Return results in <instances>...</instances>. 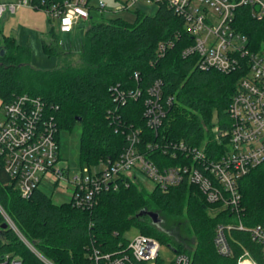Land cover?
<instances>
[{
  "label": "trees",
  "instance_id": "obj_1",
  "mask_svg": "<svg viewBox=\"0 0 264 264\" xmlns=\"http://www.w3.org/2000/svg\"><path fill=\"white\" fill-rule=\"evenodd\" d=\"M249 11L248 7L238 9L237 25L252 38L257 28L264 31V21L253 19ZM85 27L82 47L64 52L59 50V34L52 25L51 41L43 39L42 46L60 58L54 69L32 66V51L27 45L0 44L1 50L5 49L3 55L0 52L2 101L21 93L39 95L54 105L60 129L81 121V160L89 166L119 157L128 144L127 134L138 127L142 129L140 150L161 168L186 161L180 155L165 153L159 146L166 142L184 140L197 147L206 144L212 155H218L220 144L227 143L229 134L217 139L211 129H230L228 107L244 70H201L194 56L183 57L182 50L193 43V37L183 18L165 3L158 4L154 14L137 10L133 22L117 16L87 22ZM4 37L7 42L11 40ZM167 40L173 45L161 54L159 45ZM74 54L79 65L69 60ZM156 79L162 80L163 96L173 99L166 106L162 124L151 128L143 114V98L116 102L115 87L126 92L138 88L145 94ZM148 144L160 145L148 148ZM123 178L117 189L101 191L97 204L86 210L71 201L56 203L41 188L23 197L16 180L5 171L0 155V206L32 245L55 264H90L94 247L102 253L126 249L130 239L125 234L133 226L161 243L169 242L177 251L191 253V264H235L242 247L257 248L248 231L232 230L229 236L235 256L226 258L217 252L213 243L216 226L234 217L227 210H216L218 205L208 203L197 185L184 181L167 190L157 186L147 190L138 174ZM240 191L244 223L264 227V163L241 178ZM152 209L171 217L185 216L186 231L195 238L194 247L177 242L148 215L140 214ZM3 223L0 212V253L9 252L24 264H44L12 228H1ZM162 263L158 258L157 264Z\"/></svg>",
  "mask_w": 264,
  "mask_h": 264
},
{
  "label": "built area",
  "instance_id": "obj_2",
  "mask_svg": "<svg viewBox=\"0 0 264 264\" xmlns=\"http://www.w3.org/2000/svg\"><path fill=\"white\" fill-rule=\"evenodd\" d=\"M129 8L142 1L146 4L165 3L183 18L185 28L193 43L182 50L183 57L194 56L201 70L215 69L230 73L242 69L238 87L228 107L231 127L221 131L212 128L217 139L229 134L225 145L220 144L214 156L207 145L197 147L184 140L160 144H148V148L159 147L173 156L180 155L186 161L161 168L153 158L140 150L141 128H133L127 134L128 144L116 159L101 160L98 164L83 167L71 179L69 165L60 153L59 125L54 105L39 95L16 94L11 100L1 102L5 120L0 123V155L4 159L5 171L16 180L23 197L28 198L43 181L51 180L63 187L72 186L69 201L81 209H91L98 202L103 190H115L124 175L134 177L142 174L162 190L179 185L184 181L199 187L208 203L217 204L216 210H227L234 220L219 223L213 238L217 252L226 258L235 256L230 242L232 230L248 231L256 249L242 247L235 264H263L264 227L247 226L243 221L240 180L251 170L264 163V31L256 29L254 37L239 29L238 9L248 7L253 19L264 21V0H118ZM27 6L41 8L50 19H57L61 32H70L75 25L92 18L91 10H105L106 3L99 0H0V18L6 10L15 13ZM263 34V35H262ZM262 36L258 40V36ZM172 40L163 41L159 52L164 54ZM1 52V46H0ZM116 89V102L125 103L127 98L142 97L143 114L151 128H158L166 116V106L173 97H164L162 80L156 79L148 86L145 94L140 89ZM216 153V154H217ZM215 154V153H214ZM179 159V158H178ZM102 164V167L100 166ZM4 222L8 227L23 234L15 222L0 206ZM25 239V238H24ZM47 264H55L44 257L27 239ZM161 242L154 236L139 233L130 239L126 249L102 253L94 247L90 264H157ZM260 257V259L258 258ZM192 255L176 251L170 264H191ZM0 264H24L9 253H0ZM164 264V263H162Z\"/></svg>",
  "mask_w": 264,
  "mask_h": 264
},
{
  "label": "rangeland",
  "instance_id": "obj_3",
  "mask_svg": "<svg viewBox=\"0 0 264 264\" xmlns=\"http://www.w3.org/2000/svg\"><path fill=\"white\" fill-rule=\"evenodd\" d=\"M98 1L99 0H92L93 5L96 6ZM103 1L106 3L105 10L101 12L99 9H92V19H90L88 23H90V21L97 22L100 20H107L108 18L117 16H120L129 22H133L136 18L137 10L154 14L158 8L157 3L146 4L142 1H138L134 4H131L129 8L121 9L123 4L118 0ZM52 25H54L55 31L59 34V50L64 52L71 50L75 51L82 47L86 36V27H79L78 25H75L70 32H61L59 30V22L57 19H50L47 12L41 8L27 6L19 8L15 13H11L9 10L4 12L3 16L0 18V44L6 45L7 43L15 44V42H19L23 45H27L32 51L29 60V63L32 66L38 67L40 69H54L58 66L60 58L55 54L47 52L42 46L43 39L51 41L49 30L51 29ZM4 36H10L11 40L8 42L5 41L6 38ZM65 59L66 58L63 60ZM69 60L73 64L79 65L80 60L77 54L70 56ZM1 102L2 99L0 98V123L4 122L5 120V112L1 107ZM82 125L83 124L81 121H75L71 128H61L59 131L60 153L65 159V162L69 165L68 176L70 179L82 169V166H89L88 163L82 162L81 160L80 147ZM100 166L102 167V164H100ZM138 176L142 180L147 190H151L154 187V183L147 177L140 173H138ZM40 187L43 191L48 193L56 203L69 201L73 191L72 186L63 187L54 184L51 180L46 179L43 181ZM157 212L159 213L160 218H162L161 224L159 225L162 230L170 234L177 242H182L189 248L194 247L195 238L186 231L187 222L185 216L176 218L166 215L165 213H162L158 210ZM210 213L215 214L216 210H210ZM16 227L18 228L17 225ZM14 232L26 246L36 253V251L29 246L28 242L24 241L27 239L24 235V237H22V235L17 231L14 230ZM137 234H139V230L137 227L133 226L126 232L125 235L129 239H133ZM29 243L31 242L29 241ZM37 256L41 259L39 255ZM159 256L163 260L164 264H170L175 258L176 252L169 242H163L161 243L159 249ZM43 262L44 264H47L45 261Z\"/></svg>",
  "mask_w": 264,
  "mask_h": 264
},
{
  "label": "water",
  "instance_id": "obj_4",
  "mask_svg": "<svg viewBox=\"0 0 264 264\" xmlns=\"http://www.w3.org/2000/svg\"><path fill=\"white\" fill-rule=\"evenodd\" d=\"M85 26H86L85 23L79 24V27H85ZM4 53H5V49H2L1 50V54L3 55ZM77 119L79 120L80 118H77ZM140 214H142V215L143 214L148 215L151 218V220H152V222L154 224H158V223H160L162 221V218H160L159 213L157 211H154V210H143V211L140 212ZM6 227H8V223L7 222H4L1 225V228H6ZM171 246H172V248L176 252L177 250L175 249V247L173 245H171Z\"/></svg>",
  "mask_w": 264,
  "mask_h": 264
},
{
  "label": "flooded vegetation",
  "instance_id": "obj_5",
  "mask_svg": "<svg viewBox=\"0 0 264 264\" xmlns=\"http://www.w3.org/2000/svg\"><path fill=\"white\" fill-rule=\"evenodd\" d=\"M159 225L161 224V222L160 223H158Z\"/></svg>",
  "mask_w": 264,
  "mask_h": 264
}]
</instances>
